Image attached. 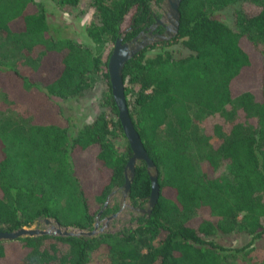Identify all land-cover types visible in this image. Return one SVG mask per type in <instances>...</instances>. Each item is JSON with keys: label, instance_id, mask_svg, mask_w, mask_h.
Returning <instances> with one entry per match:
<instances>
[{"label": "trees", "instance_id": "1", "mask_svg": "<svg viewBox=\"0 0 264 264\" xmlns=\"http://www.w3.org/2000/svg\"><path fill=\"white\" fill-rule=\"evenodd\" d=\"M51 1L66 10L90 8L85 44L52 35L42 3L0 0V36L18 53H35L28 74L0 59L1 93L27 115H0V231L43 217L90 228L99 210V217L117 210L131 155L126 141L122 151L113 142L125 138L106 64L116 38L135 28L124 41L139 29L153 0ZM230 8L228 24L222 16ZM178 12L176 35L140 50L121 74L129 118L157 169L158 197L149 216L136 213L135 224L91 238L0 241V264H231L235 256L256 263L241 252L264 237V0H181ZM96 81L101 110L69 133L58 100ZM202 114L229 121L223 133L214 125L211 134L194 136L196 164L188 147ZM222 161L226 177L218 173ZM149 190L140 162L129 205L143 208ZM230 233L249 240L229 251L212 239Z\"/></svg>", "mask_w": 264, "mask_h": 264}, {"label": "rangeland", "instance_id": "2", "mask_svg": "<svg viewBox=\"0 0 264 264\" xmlns=\"http://www.w3.org/2000/svg\"><path fill=\"white\" fill-rule=\"evenodd\" d=\"M35 1L42 3L43 8L46 10L47 22L52 35L57 33L60 36L69 37L75 42L81 44H85L88 41L85 37L83 26L90 18L91 10L90 8L86 7L85 4H79V6L74 9L71 8L66 10L65 8H58L51 0ZM79 9H81L80 12ZM231 10L232 8L226 10L222 16L223 20L228 24L232 22ZM0 59L14 66L20 73L28 74L33 69L35 53H18L14 50L13 46L4 39V37L0 36ZM101 87L102 83L96 81L82 94L66 100H58L59 106L61 107V114L70 119L71 128L69 129V133H73L82 124L91 121L95 114L101 110L99 105ZM0 115H9L21 120H24L23 118H27V115L24 113L20 105L7 104L4 96L1 93V89ZM228 121V118H224L218 114H202L198 115L197 117L195 116V128L194 133L191 135L188 152L191 154L192 160L196 164L199 163V159L197 158V151L199 150L197 144L198 139L196 140V137L194 136H197L202 131L211 134L214 125H217L221 133H223L226 130ZM125 141L126 140L120 136L113 137V142L118 151H122L124 149ZM218 173L222 177L227 176V167L225 165V161H222L220 167L218 168ZM119 216V218L112 219L110 222V230H120L124 225H128V222H131L130 220L128 221L129 211L126 209H123ZM103 221V217H100L98 226L102 225ZM33 226H35V224L31 227ZM37 227L45 228L46 225L40 222ZM212 239L221 247L231 251L236 247H242L245 245V243L249 240V236L242 233H230L226 235H216ZM252 245L254 246V250L246 253L248 248L245 247L241 254H243L245 251L243 254L245 256V260L254 258V261H256L255 264H260V262L257 260L264 259V237L255 240ZM243 262L244 258L242 259L240 256H235L230 261L231 264H243Z\"/></svg>", "mask_w": 264, "mask_h": 264}, {"label": "water", "instance_id": "3", "mask_svg": "<svg viewBox=\"0 0 264 264\" xmlns=\"http://www.w3.org/2000/svg\"><path fill=\"white\" fill-rule=\"evenodd\" d=\"M180 2L181 0H162L160 8L163 13L161 18H159L156 22V24L163 25L164 29L161 33L151 34V32L148 31L146 33L147 36L141 33L142 39L140 40H137V37H134L129 41H122L125 30L122 31L119 37H117L114 41L107 59L106 70L108 74L112 100L117 110V119L121 126L123 136L131 151V155L125 162L123 169L124 180L118 193L119 199L117 210L109 215L104 216L103 224L98 226V223L100 222L99 215L101 213V210H99L95 215L91 227L86 229L72 226H62L54 218L43 217L38 219L35 226L33 227L22 226L10 231H0V241H9L15 240L17 238L36 237L42 235L91 238L99 233L117 231L110 230L109 225L112 219L120 217L119 214L123 209L136 213H145V217L149 216L158 197L157 169L152 160L148 157L129 118L123 94V82L121 74L124 64L132 56L148 46L151 42L169 40L176 35L179 23L178 7ZM150 29H152V27H150ZM140 162H142L145 166L146 174L150 182V190L146 200L144 201V207L136 208L129 205L128 192L130 182L133 178L135 166ZM116 193V189L112 190L106 199L111 200V198ZM39 221L45 224L46 227H37V223Z\"/></svg>", "mask_w": 264, "mask_h": 264}, {"label": "flooded vegetation", "instance_id": "4", "mask_svg": "<svg viewBox=\"0 0 264 264\" xmlns=\"http://www.w3.org/2000/svg\"><path fill=\"white\" fill-rule=\"evenodd\" d=\"M153 4L150 6L149 10L146 13L145 19L144 21H142L137 27L139 28L134 34H132L128 39L124 40V41H129L130 39L137 37V40L142 39L141 37V33L145 34L150 31L151 34H156V33H161L163 31V25H159L156 24L157 20L159 18H161L162 15V11H161V2L160 1H152ZM150 27H152V29H150ZM133 29L135 28H127L125 29V34L128 32H132ZM125 34L122 37V41L123 38L125 36ZM147 36V35H146ZM155 42H151L149 45L153 44ZM136 212H133L132 214H129L128 216V221L131 219V217H135V219L133 220L132 223L135 224V222L137 221V216H136ZM139 215L143 216L144 213H139ZM131 222H128V226H130L132 224ZM37 224H40V222H38Z\"/></svg>", "mask_w": 264, "mask_h": 264}]
</instances>
